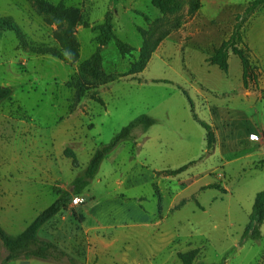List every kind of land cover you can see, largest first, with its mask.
Listing matches in <instances>:
<instances>
[{
	"label": "rangeland",
	"instance_id": "1",
	"mask_svg": "<svg viewBox=\"0 0 264 264\" xmlns=\"http://www.w3.org/2000/svg\"><path fill=\"white\" fill-rule=\"evenodd\" d=\"M46 1L54 11L33 0H0V17L12 16L23 33L20 40L13 30H0V86L10 90L0 101V154H30L33 176L47 156L58 166L59 181L68 183L67 194L95 150L146 114L154 123L107 153L80 191L86 203L101 204L109 193L124 189L115 179L124 180L138 159L157 176L136 191L146 202L176 205L170 219L181 237L189 238L188 245L199 248L193 264H264V222L261 237H243L254 197L264 188V68L259 64L260 57L264 62V6L241 27L239 47L251 65L245 85L241 60L231 50L227 71L207 58L231 35L252 0H201L193 16L187 14L188 0L167 15L151 0ZM108 10L116 36L136 50L122 56L114 42L100 46L101 72L95 77L80 66L99 46L92 26ZM164 32L144 68L135 70L142 41ZM46 47L61 58L38 53ZM198 119L214 130L213 150H207ZM66 147L75 152L77 166L64 154ZM32 186L47 189L43 204L53 202L49 183L33 178ZM73 209L66 204L60 211ZM11 231L16 235L20 228ZM32 258L27 264H60Z\"/></svg>",
	"mask_w": 264,
	"mask_h": 264
},
{
	"label": "crops",
	"instance_id": "2",
	"mask_svg": "<svg viewBox=\"0 0 264 264\" xmlns=\"http://www.w3.org/2000/svg\"><path fill=\"white\" fill-rule=\"evenodd\" d=\"M259 60L264 68L262 58ZM0 115H4L1 109ZM29 158L30 154L21 156L16 152L0 154V225L8 233H13L11 228L15 226L23 231L49 205L42 202L47 189L34 188L33 178L44 186L49 183L55 198L68 185L59 181L58 166L51 159L49 162L47 156L44 163L37 165V175L33 176ZM137 160L127 169L124 180L115 179L118 187L123 185L124 189L109 193L101 204H95L93 199L80 208L70 206L69 199L68 209H74L61 210L49 219L41 227L42 237L55 241L83 264H179L177 253L192 247L188 245L189 238L181 237L177 225L170 219L176 205L146 202L145 195L136 191L157 176ZM73 188L74 185L69 191ZM6 254L2 247L0 262ZM32 259L22 263H30Z\"/></svg>",
	"mask_w": 264,
	"mask_h": 264
},
{
	"label": "trees",
	"instance_id": "3",
	"mask_svg": "<svg viewBox=\"0 0 264 264\" xmlns=\"http://www.w3.org/2000/svg\"><path fill=\"white\" fill-rule=\"evenodd\" d=\"M33 1L40 8L45 7L50 11H54L53 4L47 2L46 0ZM183 1L184 0H151V3L157 7L163 15H167L176 13L181 7ZM201 5V0H188V16H193L201 7ZM259 6H264V0L250 1L244 10V13L242 14L243 17L241 16V20L234 24L231 35L227 39H224L220 45L215 47L213 54L207 58L210 63L216 64L223 71H227L229 50H231L241 60L242 79L245 85L247 84V79L251 72V65L248 55L242 48L239 47V43L242 41L241 27L242 23ZM144 16L148 17L147 15ZM112 20L113 13L112 11L108 10L105 13L104 19L100 23L92 26L93 30L98 31V34L95 38L99 46L90 58L81 62L80 68L83 73H89L90 75L97 77L101 72V55L99 51L100 46L102 45H105L109 42H114L118 52L122 56L130 55L134 50H136L131 44L116 36L114 33ZM84 26L88 27L89 24L84 23ZM0 30H13L20 40L23 38L21 28L13 20L12 16L0 17ZM167 34V32H164L153 40H151V38H145L142 41V44L138 49V60L132 64L135 70H142L144 68V65L150 59L151 54L158 48L159 44L167 36ZM73 41L75 40L73 39ZM38 53H47L61 58L58 52L52 47L40 49ZM9 94L10 90L8 87L0 86V101L9 97ZM198 122L205 129L207 150H213L216 138L212 126L201 119H198ZM153 123L154 119L146 114H141L123 126L122 129L116 133L108 143L95 150L90 161L88 162L86 169L84 170V173L82 175L76 176L72 180V184L74 185L73 190L67 194L61 192L50 205L45 207L31 222H29L23 231L16 235H11L0 225V243L7 252L0 264H7L10 260L16 258L26 260L32 257L50 259L59 263L83 264L77 258L69 255L66 250L55 241L41 237L39 235V229L68 203L71 195L80 193V191L89 183L91 178H93L97 173L99 165L107 153H109L122 140L134 138V134L137 129L145 130ZM64 154L72 158V165H78L75 152L70 147H66L64 149ZM263 222L264 188L258 191L254 197L249 215V221L244 228L243 237H251L252 239L261 237L260 225ZM198 253L199 248H191L186 251H179L177 253L178 258L180 259L179 264H193ZM196 264L207 263L198 261Z\"/></svg>",
	"mask_w": 264,
	"mask_h": 264
},
{
	"label": "built area",
	"instance_id": "4",
	"mask_svg": "<svg viewBox=\"0 0 264 264\" xmlns=\"http://www.w3.org/2000/svg\"><path fill=\"white\" fill-rule=\"evenodd\" d=\"M252 139H255L256 137L255 136H251ZM86 202V199H85V196H83L82 194H79V193H76V194H73L70 198V206H82L84 205Z\"/></svg>",
	"mask_w": 264,
	"mask_h": 264
}]
</instances>
